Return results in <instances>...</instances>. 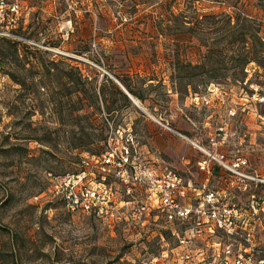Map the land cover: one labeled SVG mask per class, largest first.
<instances>
[{"label": "rangeland", "instance_id": "rangeland-1", "mask_svg": "<svg viewBox=\"0 0 264 264\" xmlns=\"http://www.w3.org/2000/svg\"><path fill=\"white\" fill-rule=\"evenodd\" d=\"M223 11L238 14L241 29L250 21L264 41V0H0V264L179 261L185 224L167 221L150 204L141 221L129 214L146 199L130 163L198 187L205 149L224 153L247 175L221 167L208 186L240 203L252 191L264 197V53L242 72L219 66L223 71L188 76L175 68L177 59H202L201 35L221 33ZM80 73L91 99L105 73L120 81L128 75L143 108L111 81L110 112L102 101L82 105ZM193 93L209 101L195 105ZM110 138L119 149L128 145L130 163L97 166L93 178L112 185L114 214L70 211L47 172L85 168L84 158L110 152ZM83 139L94 142L75 146ZM257 231L264 244V230Z\"/></svg>", "mask_w": 264, "mask_h": 264}, {"label": "built area", "instance_id": "built-area-1", "mask_svg": "<svg viewBox=\"0 0 264 264\" xmlns=\"http://www.w3.org/2000/svg\"><path fill=\"white\" fill-rule=\"evenodd\" d=\"M190 96L195 105L209 101L205 96L200 99L197 93ZM263 99L261 95L260 100ZM118 149L110 138L108 155L98 156L94 162L88 157L84 158L85 168L61 174L48 171L50 189L72 212L84 211L99 217L110 213L112 216L116 209L113 187L104 181L94 180L93 174L97 166L105 169L110 163L111 170L112 167L129 164L128 145L119 149L121 153ZM205 153L206 158L198 161V169L205 171L206 176L198 187L189 179L183 182L180 176L171 171L152 174L130 163L133 178L144 187L146 199L132 203L129 214L133 219L141 221L150 204L167 221L185 224L184 234L178 236L185 248L181 259L175 264H264V244L260 242L261 236L257 231V227L264 230V197L252 191L247 200L240 203L234 195L227 197L224 189L208 186L210 176L221 175V167L240 175L247 174L238 170V162L229 165L224 153L207 149ZM213 161L218 165V171H215ZM123 179L127 193H131V186L127 184L131 179L129 176ZM218 235L224 236L225 240L214 238ZM199 238L211 240L206 241L204 249L197 251L192 244Z\"/></svg>", "mask_w": 264, "mask_h": 264}, {"label": "trees", "instance_id": "trees-1", "mask_svg": "<svg viewBox=\"0 0 264 264\" xmlns=\"http://www.w3.org/2000/svg\"><path fill=\"white\" fill-rule=\"evenodd\" d=\"M214 14L215 13H211L210 17H213ZM221 14V33L215 37H211L209 36V32H211L209 30L204 31L201 35V42L205 47V52L202 59L196 63L184 62L177 59L175 61V68L178 70V72H180V70L186 71L189 76L191 74H196L197 72L223 71L222 69H219V66L225 69L231 68L233 72H242L245 69V65L247 63L251 62L254 57L264 53V41L257 35L256 29L253 27L250 21L245 23V28L241 29V27L238 26V14L234 15L232 12L225 11L221 12ZM198 32L196 34H198ZM127 76L128 75L121 79L123 84L133 95L137 96L138 98H143L144 95L142 93L133 89ZM78 80H80L79 82L82 83V85L78 88L80 91H82L84 96V99L82 98V105H93V102L98 103L99 101H102V103L106 105L108 111L110 112V100L106 90L107 83H110V81L115 86L117 92L125 97L127 101L130 102L132 100L125 90L107 73L104 74V79L101 81L99 88L97 90L95 89L93 93L92 99H94V101H92L91 98H88L89 96L87 97L85 95L87 94V90L86 87H84L82 73H80ZM189 82L190 81H187V83ZM91 142H94V139H83L75 146H81ZM214 169L215 171H218V166L214 167Z\"/></svg>", "mask_w": 264, "mask_h": 264}, {"label": "crops", "instance_id": "crops-1", "mask_svg": "<svg viewBox=\"0 0 264 264\" xmlns=\"http://www.w3.org/2000/svg\"><path fill=\"white\" fill-rule=\"evenodd\" d=\"M110 76L111 77H113L116 81H117V83L125 90V92L129 95V97L132 99V100H134L136 103H137V105H139V106H141L139 103H138V101L136 100V98H135V96L126 88V86L123 84V82L122 81H120L116 76H114L113 74H110ZM130 79V78H129ZM151 80V79H150ZM137 97V96H136ZM139 99H142V98H139ZM141 108H143L142 106H141ZM159 121V120H158Z\"/></svg>", "mask_w": 264, "mask_h": 264}, {"label": "water", "instance_id": "water-1", "mask_svg": "<svg viewBox=\"0 0 264 264\" xmlns=\"http://www.w3.org/2000/svg\"><path fill=\"white\" fill-rule=\"evenodd\" d=\"M128 93V92H127ZM129 94V93H128ZM130 95V94H129ZM131 96V95H130ZM132 97V96H131Z\"/></svg>", "mask_w": 264, "mask_h": 264}]
</instances>
